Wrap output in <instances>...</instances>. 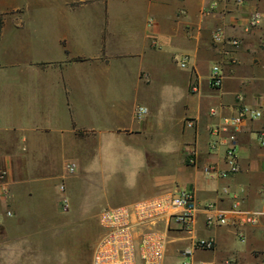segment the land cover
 <instances>
[{
    "label": "crops",
    "instance_id": "obj_1",
    "mask_svg": "<svg viewBox=\"0 0 264 264\" xmlns=\"http://www.w3.org/2000/svg\"><path fill=\"white\" fill-rule=\"evenodd\" d=\"M255 10L264 0H0V260L88 263L105 209L186 190L194 231L170 234L163 264H264V22L243 27ZM217 30L239 48L215 46ZM241 107L262 118L236 136L240 171L210 178L227 169L211 131ZM207 206L226 224L207 227Z\"/></svg>",
    "mask_w": 264,
    "mask_h": 264
},
{
    "label": "built area",
    "instance_id": "obj_2",
    "mask_svg": "<svg viewBox=\"0 0 264 264\" xmlns=\"http://www.w3.org/2000/svg\"><path fill=\"white\" fill-rule=\"evenodd\" d=\"M251 0H235L237 6H242ZM214 5L211 9H214ZM264 22V14L255 10L243 23L248 30L258 27ZM211 40L215 46H229L231 54L236 51L241 42L235 39H227L220 30L212 33ZM264 58V42L262 44ZM234 63V59L229 60ZM182 68L186 67V59L180 61ZM222 64L216 63L211 67L209 82L212 88H220L223 82ZM215 115L214 110L210 111ZM148 114V109L139 106L135 110V119L141 120ZM262 118L259 110L241 107L234 116L224 118L222 122L211 132L216 136H223L224 140L219 144L224 147V160L227 169L217 170L215 166L205 168V173L210 178L220 179L232 176L240 171L237 157L236 136L246 122H253ZM187 127L192 128L193 123L188 122ZM259 145L264 148V128L256 134ZM188 163L195 164L194 155H188ZM75 164H68V174L75 173ZM64 192V186H60ZM62 209L67 211L69 201L62 198ZM206 211L210 216L206 219L207 227H217L226 224L224 215L218 211L213 212L212 206H207ZM197 211L193 193L186 190H177L172 194L152 199L138 201L130 205L105 209L99 216L98 222L101 228L98 241L93 250L90 264H163L166 247L170 242V234L183 233L192 235L196 224ZM248 223H255V219H248ZM194 246L197 249L209 251L215 247L214 239L198 240ZM181 264H192L184 260ZM196 264H206L199 262Z\"/></svg>",
    "mask_w": 264,
    "mask_h": 264
},
{
    "label": "rangeland",
    "instance_id": "obj_3",
    "mask_svg": "<svg viewBox=\"0 0 264 264\" xmlns=\"http://www.w3.org/2000/svg\"><path fill=\"white\" fill-rule=\"evenodd\" d=\"M93 203L97 204L98 206H108V205H112L114 202L105 199L104 194H101L100 199L95 200ZM47 262H49V264H55V259H53L52 257H47V253L46 255L41 254V253H37L32 255L31 257H27L25 259V262L21 263V264H47ZM0 264H5L3 261L0 260ZM84 264H90V261Z\"/></svg>",
    "mask_w": 264,
    "mask_h": 264
}]
</instances>
